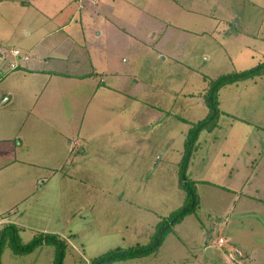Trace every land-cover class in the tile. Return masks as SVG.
Listing matches in <instances>:
<instances>
[{"label":"rangeland","instance_id":"1","mask_svg":"<svg viewBox=\"0 0 264 264\" xmlns=\"http://www.w3.org/2000/svg\"><path fill=\"white\" fill-rule=\"evenodd\" d=\"M161 2L164 10L153 8L146 28L163 39L156 34L151 40L145 33L148 45L134 36L107 48L101 43L97 48L105 51L106 63L116 65L117 79L108 78L96 95L85 82L83 89H74L81 93L71 90L64 100L73 108L61 113L70 121L68 137L88 141L82 148L89 153L90 168L99 173H90L87 166L75 175L70 167L48 169L43 177L52 189L35 194L29 204L13 203L11 189L3 193L0 181V207L7 209L0 214V229L8 224L6 219L17 223L25 243L36 234L60 236L68 244L65 264H91L117 248L150 243L158 224L184 205L179 163L187 133L209 113L203 95L210 83L264 62V0H180L181 8L173 0ZM0 45L22 50L14 40ZM87 58L85 54L81 72L90 69ZM1 68L6 71L8 65L0 63L1 115L13 116L23 109L20 124L30 123L28 113L41 99L38 83L27 84L17 73L6 79ZM114 85L119 92L107 95L105 90ZM7 92L13 101L4 103L10 97L3 96ZM124 98L136 111L122 106ZM219 101L218 127L201 133L188 173L197 183L199 209L175 226L154 254L115 264H264V76L225 87ZM16 123L0 119V137ZM80 126L86 131L84 139ZM38 131L33 127L34 139ZM100 137H135L136 143L128 154L125 145L115 151L110 145H94L91 140ZM22 138L28 140L27 133ZM56 148L62 157L53 166H68L83 156L77 150L68 153L64 144ZM33 184L29 189L36 193L39 187ZM54 257L51 245L26 256L7 247L1 264H54Z\"/></svg>","mask_w":264,"mask_h":264},{"label":"crops","instance_id":"2","mask_svg":"<svg viewBox=\"0 0 264 264\" xmlns=\"http://www.w3.org/2000/svg\"><path fill=\"white\" fill-rule=\"evenodd\" d=\"M150 1L83 0L80 3L79 0H0V39L5 44L14 40L21 47V51L30 58L28 62L22 63L19 69L12 70L11 64L14 60L8 54L11 49H7L6 45H0V63L8 65L6 71L1 68L2 76L17 73L16 75L27 84L36 85L38 83L40 87L38 94L42 93L33 112L28 113L27 120L30 119L31 121L28 124L25 122L20 124V116L25 115L22 112L23 109L13 116H2V112L0 113V119L7 118L17 121L12 127L17 131L7 128L6 136L0 137V181L5 186L3 193L6 189H11L8 195L13 203H28L27 201L33 199L35 194H42L48 186L52 189V185L43 177L48 169L52 170V168L58 167L56 169L60 170L70 167L72 170H69L73 171V175H75L76 172L86 169V166L88 169L90 168L87 161L89 153L82 148L83 144L86 148L88 141L82 143L81 138L72 139L74 136L68 137L72 131L71 126H69L70 121L61 116V113L70 112L73 108L66 106L64 100L69 91L71 92L75 88L83 89L87 84L95 88V95L101 94L108 78L117 79L116 65L106 63L103 59L104 57H106L105 59L108 58L105 51L97 48L101 43H104L107 48V45L116 44L120 39L134 36L136 38L141 37L145 45H148L146 41L148 39L153 40L152 36L156 34L161 36V40L163 39L161 33L146 27L152 23L151 17H149L151 16L150 11L157 6L160 13L165 6L161 2L162 0H154L157 2L156 6ZM173 1L176 2L177 8H181L180 0ZM156 14L154 17L157 19ZM145 33L149 34L147 40L143 36ZM149 45L152 47L153 43L149 42ZM85 54L88 55L90 69L81 72ZM159 56L162 57L163 61L167 60L162 51ZM20 69L22 70L20 71ZM9 76L7 75L6 79ZM85 82L87 84H84ZM112 82L114 83V81ZM114 86L105 90L107 95H109L107 91H111L116 96L119 91L116 89V85ZM33 90L34 88L30 91ZM74 91L78 94L81 93L78 90ZM8 95L10 97L4 103L13 101L10 92L3 93L5 97ZM33 96L36 97L37 95L33 94ZM124 100L122 106L125 109L131 108L136 111L137 108L130 105L129 99L124 98ZM40 101L42 102L39 105ZM68 104L72 105L73 102L70 100ZM33 127L39 128L38 137L35 139ZM80 127V135L84 139L85 134L83 132L86 131L83 126ZM26 128L28 131L25 132ZM40 128L49 129L52 133L44 134ZM1 132L0 128V134ZM24 133H27L28 140L22 138ZM17 139H20L19 143H17ZM56 139L60 141H56ZM71 140L73 141L71 142ZM67 141L71 142L70 146H67ZM91 141L94 145H110L113 151L118 149L119 144L128 146L127 153L129 154L130 145L136 143V138L100 137ZM58 143L64 144V149L68 153H74L77 150V155L83 154L82 158L73 159L68 166H53L55 161L62 157L56 148ZM132 148L131 150H135V147ZM91 150L99 152V150L92 148ZM98 152L93 153L98 154ZM97 162H100V159ZM90 169L92 170V168ZM53 172L52 179H55L54 169ZM90 173L97 174L99 172L97 169ZM73 175L69 177L72 178ZM41 181L43 183L39 187ZM30 184H33L34 187L38 184L39 188L36 193L33 192V188L29 189ZM30 208L32 207L30 206ZM6 210L0 207V214ZM21 217L24 219L25 215H21ZM4 223L13 224L14 222L6 219ZM207 251L210 252L211 249L207 248Z\"/></svg>","mask_w":264,"mask_h":264},{"label":"trees","instance_id":"3","mask_svg":"<svg viewBox=\"0 0 264 264\" xmlns=\"http://www.w3.org/2000/svg\"><path fill=\"white\" fill-rule=\"evenodd\" d=\"M262 76H264V62L246 71L220 76L210 83L208 91L203 95V101L209 113L205 119L194 124L187 133L183 154L179 163L178 185L186 194L183 207L173 213L168 220H164L158 224L155 234L148 245H138L129 249L117 248L94 259L91 264H115L148 257L162 246L167 236L173 232L175 226L181 224L187 216L197 212L200 207V198L196 187L197 183L190 179L188 173L194 153L197 151V144L201 133L204 131L211 133L218 127L221 115L220 91L225 87L251 81ZM21 232L22 228L12 223H8L0 229V264L4 249L7 247L15 255L26 256L48 245L55 247L54 264H65L68 244L60 236L36 234L31 241L25 243L21 238Z\"/></svg>","mask_w":264,"mask_h":264},{"label":"built area","instance_id":"4","mask_svg":"<svg viewBox=\"0 0 264 264\" xmlns=\"http://www.w3.org/2000/svg\"><path fill=\"white\" fill-rule=\"evenodd\" d=\"M83 0H79L80 3H82ZM8 54L13 58V63L11 64L12 70H17L20 68V65L22 63H26L30 60L29 56L24 54L21 50L13 49L8 52ZM220 243H224L223 239L219 240Z\"/></svg>","mask_w":264,"mask_h":264}]
</instances>
